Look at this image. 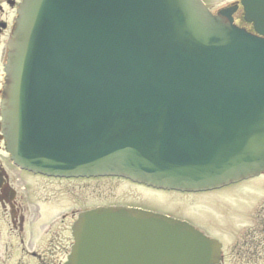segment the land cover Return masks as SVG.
Returning <instances> with one entry per match:
<instances>
[{
    "label": "water",
    "instance_id": "95a60500",
    "mask_svg": "<svg viewBox=\"0 0 264 264\" xmlns=\"http://www.w3.org/2000/svg\"><path fill=\"white\" fill-rule=\"evenodd\" d=\"M242 3L264 34V0ZM232 12L202 0H24L1 114L15 162L183 192L260 175L264 38ZM74 238L68 264L220 260L217 240L139 209L86 212Z\"/></svg>",
    "mask_w": 264,
    "mask_h": 264
},
{
    "label": "rangeland",
    "instance_id": "374dc122",
    "mask_svg": "<svg viewBox=\"0 0 264 264\" xmlns=\"http://www.w3.org/2000/svg\"><path fill=\"white\" fill-rule=\"evenodd\" d=\"M230 1L207 0V8L217 12V9L226 6ZM0 6L3 8V11H0V27L3 25L5 27L4 23L8 25L16 14L8 11L4 0H0ZM1 29L3 31L0 32V80L4 77L6 39L10 37L9 32ZM41 182L44 181L32 179L31 182L38 187L36 198L38 196L48 198L51 194L47 203L51 202L54 207H59L57 210L66 211L71 208L84 210L99 205L117 204L153 209L191 220L223 243V264H243L238 260L244 255L264 254V241L258 235L264 213V210H260L264 207V176L200 193L154 191L126 180L111 178L89 181L52 180L51 186L46 190L39 188ZM41 200L43 206L44 198ZM62 211L57 213V217ZM64 236L69 239L68 229Z\"/></svg>",
    "mask_w": 264,
    "mask_h": 264
},
{
    "label": "flooded vegetation",
    "instance_id": "af4514ba",
    "mask_svg": "<svg viewBox=\"0 0 264 264\" xmlns=\"http://www.w3.org/2000/svg\"><path fill=\"white\" fill-rule=\"evenodd\" d=\"M4 1L7 4L8 11L10 12L11 10V12H15V14L19 4L22 2V0ZM204 1L208 5L207 0ZM223 8L233 9L231 18L235 24H240L239 26L255 35L263 36L255 30L253 22L248 21V16L241 0H231L226 6L219 8L216 11L218 12ZM0 11H3L1 6ZM217 12L214 11V13ZM15 20L16 17L13 21L10 20L8 25L4 23L5 27H0V32L3 31L1 28H4L6 32H9V36H11L15 26ZM3 76V79L0 80V264H68L75 245V224L78 222L82 214L100 208L139 209L165 215L188 222L208 237L216 239L202 230L191 220H186L153 209L111 204L99 205L94 208H87L84 210L71 208L66 211L58 209V211L57 208L59 207H54L51 202L47 203L51 194L48 198L46 196H38V198H36V194H38V187L31 183L32 179H41L44 181L40 183L39 188L41 190H46L50 187L52 180L89 181L108 178L126 180L134 185L142 186L154 191L167 190L157 189L116 176H53L30 171L20 167L14 162L7 149L3 121L1 118V103L5 89L4 72ZM261 176H264V172L259 177ZM41 198H44L43 206H41ZM51 210L57 211H54L53 213ZM260 210H264V207ZM60 211L62 212L59 214V217H57V213ZM58 218L60 222H58ZM259 226L260 230L258 235L260 238L262 237V240L264 241V213L262 214L261 224H259ZM67 229L69 231L68 240L64 236V232L67 231ZM218 241L221 243L220 240ZM221 245V259L217 264H223L224 262L223 243H221ZM86 259H89V255ZM238 262L243 264H264V254H247L242 256Z\"/></svg>",
    "mask_w": 264,
    "mask_h": 264
},
{
    "label": "bare ground",
    "instance_id": "6f19581e",
    "mask_svg": "<svg viewBox=\"0 0 264 264\" xmlns=\"http://www.w3.org/2000/svg\"><path fill=\"white\" fill-rule=\"evenodd\" d=\"M5 84H6V81H5Z\"/></svg>",
    "mask_w": 264,
    "mask_h": 264
}]
</instances>
